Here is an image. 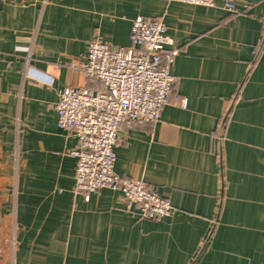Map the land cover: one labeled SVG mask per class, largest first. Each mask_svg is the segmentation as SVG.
<instances>
[{"label":"crops","instance_id":"obj_1","mask_svg":"<svg viewBox=\"0 0 264 264\" xmlns=\"http://www.w3.org/2000/svg\"><path fill=\"white\" fill-rule=\"evenodd\" d=\"M236 4L0 0V264H264V0ZM139 15L163 19L188 99L125 123L114 148L119 175L172 201L160 219L117 189L75 192L55 108L64 87L95 86L73 66L89 42L130 46Z\"/></svg>","mask_w":264,"mask_h":264},{"label":"built area","instance_id":"obj_2","mask_svg":"<svg viewBox=\"0 0 264 264\" xmlns=\"http://www.w3.org/2000/svg\"><path fill=\"white\" fill-rule=\"evenodd\" d=\"M216 6L217 0H178ZM223 8L241 12L236 0H221ZM162 18L137 16L131 27L130 46L113 45L93 38L84 59L73 65L95 86H66L55 105L58 126L72 133L77 145L70 152L76 158V193H97L104 187L122 192L128 209L142 218L170 215L173 203L142 179L115 171V146L122 141L125 123L145 125L158 121L167 103L183 107L188 99L179 91L180 79L171 73L177 50L169 47ZM30 55H27V64ZM17 153L19 125L16 135Z\"/></svg>","mask_w":264,"mask_h":264}]
</instances>
